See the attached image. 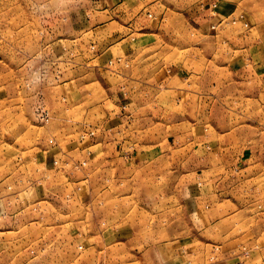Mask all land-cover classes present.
Returning <instances> with one entry per match:
<instances>
[{
  "label": "rangeland",
  "instance_id": "rangeland-1",
  "mask_svg": "<svg viewBox=\"0 0 264 264\" xmlns=\"http://www.w3.org/2000/svg\"><path fill=\"white\" fill-rule=\"evenodd\" d=\"M116 1L0 0V183L13 176L20 150L33 146L59 124L57 88L74 82L78 75L74 66L79 47L74 41L82 36L93 41L86 30L106 18L94 16L97 4L112 7ZM125 1V6L132 9L129 15L147 28L129 34L141 42L137 62L144 74L141 80H135V85L141 83L138 93L114 96L115 103L131 105L135 119V125L122 135L143 143L146 151L166 155H151L145 167L138 168L137 160H116L111 155L114 139L94 148L98 155L81 156L84 165L76 173L68 167V174L54 186L56 196L51 203L24 209L15 225L0 212V264H222L217 244L255 225L258 230L264 229V167L251 170L262 158L255 157L253 163L239 161L247 157L244 152L240 154V148L250 146L249 136L237 141L233 153L221 161L222 166L215 165L220 170L203 177L201 168L207 162L192 145L184 143V131L177 151L167 144L169 119L174 115L178 118L176 106L171 110L166 103L161 113L152 110L154 95L159 92L153 75L163 65H178L198 77L209 74L210 84L221 88L229 78L225 58L233 53L221 39L199 34V19L195 20L193 13L222 8L234 15L229 23L236 21L245 28L246 23L264 21V0ZM116 15L122 16L119 12ZM93 80L92 100L103 104L107 95ZM108 82L111 85V80ZM160 115L162 121L153 123L152 119ZM254 130L264 139L263 129ZM72 132L67 128L61 135H78ZM91 132L90 128L82 129L79 137L85 139ZM106 150L109 155H100ZM69 162L72 164V159L64 162L65 167ZM255 171L259 172L257 176ZM84 177L88 182L81 188L74 186L75 191L91 189L96 201L93 208L83 207L80 212L64 195L70 191L72 180L78 178L80 182ZM204 181H210L215 200L231 197L242 201L246 207L236 209L238 216L251 218L240 224L236 219L229 220L234 228L227 235L220 223L207 225L209 218L203 215L201 200L191 193L193 184L202 185ZM3 186L0 196L7 195L9 185ZM209 210L213 214V209ZM231 211L233 215L234 209Z\"/></svg>",
  "mask_w": 264,
  "mask_h": 264
},
{
  "label": "crops",
  "instance_id": "crops-1",
  "mask_svg": "<svg viewBox=\"0 0 264 264\" xmlns=\"http://www.w3.org/2000/svg\"><path fill=\"white\" fill-rule=\"evenodd\" d=\"M121 1L124 2L120 3ZM121 1L113 2L112 7L111 4L103 7L102 4H97L94 16L98 18L105 15L106 18L101 22L96 21L95 25L86 30L87 34L91 33L93 36V41L85 36L74 41L79 47V56L75 55L74 66V72L78 75L75 76L74 82L57 88L60 105L58 113L61 115L59 124L54 131L51 129L48 135L37 139L33 146L20 150L13 167V176L0 183V186H5L6 183L9 185L7 195L0 196V212L6 213L5 219H8L6 221L11 225L21 219L20 215L24 213V209L51 203L50 199L56 196L54 186L58 180L65 178L69 168H73L75 173L76 169L82 168L84 164L81 162V156L98 155L93 151L94 148L113 143L116 139L115 146L112 145L115 150L112 149L111 155L116 160H137L138 168L145 167L151 155H166L163 152L146 151L143 143L122 135L135 125V119L131 105L115 103L114 96L116 93L130 95L136 90L138 93L141 83L137 82L135 85V80H141L144 74L141 63L137 62L141 42L131 39L132 35L129 34L147 27H141L142 21L134 20L129 15L132 9L128 5L125 6V0ZM118 12L122 14V19L116 15ZM192 16L195 20L199 19L196 25L199 34L221 39L223 45L233 53L225 58L229 78L225 79V87L221 88L222 85L210 84L209 74L198 77L178 65H163L155 70L153 80L159 92L157 97L154 95L152 110L161 113L163 106L168 103L171 110L176 106L178 111V118L175 119L174 115L169 119L168 127L171 133L167 144L177 151L181 133L184 131V143L192 145L195 153L207 162L202 166L201 173L203 177L209 178L217 169H221L215 165L222 166L221 161L229 158L237 141L243 135L249 136L250 146L240 148V154L244 152L247 157H241L239 161L243 163L244 160H250L253 163L255 157H261L262 159L252 166L256 169L250 168L262 169L264 147L260 144H264V139L262 135L259 137V132L254 129L264 130V21L251 25L246 23L243 28L237 25L236 21L229 23V19L234 15L222 8L213 12L202 9L200 13H193ZM253 20L254 18H251L252 22ZM104 32L106 33L102 36ZM126 32L129 33L125 34ZM94 78L107 95L103 104L92 100L95 95L92 89ZM108 80H111V85ZM111 101L114 102L112 107ZM68 113H73V116H68ZM156 120L162 121V116L153 118V123ZM63 128H71L72 133L78 135L70 133L68 137L67 134L62 136V131L65 130ZM88 128L95 133L91 132L86 137L88 139L79 137L82 129ZM119 136L122 138L118 139ZM100 155H109V152L106 150ZM69 159L73 162H69L65 167L64 162ZM258 174L259 172L255 171L254 175ZM87 182V178L80 179V182L76 178L71 181L70 191H63L64 197L72 201L74 208L80 212L83 207L93 208L96 201V193L91 189L82 193L75 191L76 186L80 187L82 183ZM209 182L204 181L202 185L193 184L192 196L197 201L201 200L203 215L209 218L207 225L218 222L221 231L227 235L234 228V224L228 223L231 222L229 220L236 219L235 223L240 224L251 217L238 216L236 209L246 207L242 201L236 202L231 197H218L219 199L215 200L216 197L211 195L213 188ZM231 191L234 192L232 189ZM209 209H213V214L209 213ZM232 209L236 212H233V215ZM218 236L222 238L223 235L219 233ZM216 247L218 254L223 257L222 264H264V229L258 230L255 225L234 236L226 237ZM184 248L183 246V250Z\"/></svg>",
  "mask_w": 264,
  "mask_h": 264
}]
</instances>
